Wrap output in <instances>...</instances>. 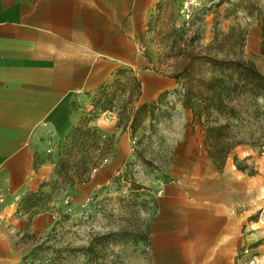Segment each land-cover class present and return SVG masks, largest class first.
<instances>
[{
  "label": "crops",
  "instance_id": "obj_1",
  "mask_svg": "<svg viewBox=\"0 0 264 264\" xmlns=\"http://www.w3.org/2000/svg\"><path fill=\"white\" fill-rule=\"evenodd\" d=\"M161 1L0 0V264H19L25 248L56 223L51 211L31 215L21 207L49 177L45 150L68 137L123 62L145 65L139 44ZM252 62L264 75V66ZM175 87L168 76L147 74L139 102L154 104ZM195 124L186 127L181 152H174V181L162 193L151 252L158 264H234L240 220L234 211L241 200L235 204L224 184L228 158L215 167ZM258 162L264 181V149ZM116 173L111 164L101 167L71 190L72 202L85 204Z\"/></svg>",
  "mask_w": 264,
  "mask_h": 264
},
{
  "label": "rangeland",
  "instance_id": "obj_2",
  "mask_svg": "<svg viewBox=\"0 0 264 264\" xmlns=\"http://www.w3.org/2000/svg\"><path fill=\"white\" fill-rule=\"evenodd\" d=\"M185 1H161L139 44V57L145 65L123 62L120 75L91 98L78 123L93 127L90 123L94 121L103 140H114L115 150L103 166L117 167L115 177L85 204L73 203L71 189L57 173L71 141L65 137L49 142L42 160L49 177L21 207L31 215L51 211L56 223L32 242L34 247L25 248L19 264H158L151 252V238L162 195L174 181L170 172L174 152H181L186 127L196 123L204 133L209 155L206 128L225 124L231 108L238 115L230 121L229 134L240 145L226 157L230 166L224 184L233 190L235 204L241 200L234 211V217L240 219L235 222L239 250L234 264H264V181L258 178V160L264 149V98L253 96L248 88L232 87L225 97V113H217L215 99L208 115L206 106L184 103L188 80L181 79L182 74L209 80L215 73L210 63L194 62L188 73L184 65L190 58L215 57V38H222L237 25L247 30V37L244 48L236 46L229 58L264 66V0H206L189 21L183 15ZM147 74L168 76L176 87L154 104L141 105ZM194 89L208 94L202 88ZM244 148L249 152H243ZM209 158L217 169L226 164V159L219 165ZM214 188H218L216 182ZM87 248H98L100 255L91 257Z\"/></svg>",
  "mask_w": 264,
  "mask_h": 264
},
{
  "label": "trees",
  "instance_id": "obj_3",
  "mask_svg": "<svg viewBox=\"0 0 264 264\" xmlns=\"http://www.w3.org/2000/svg\"><path fill=\"white\" fill-rule=\"evenodd\" d=\"M246 37L247 30L245 28L239 25L233 26L228 34L222 38L218 36L215 38L212 48L216 56L211 60H207V57L190 58L189 62L184 65L185 72L188 73L194 62H208L215 68V73L209 80L181 74V79L188 80L184 103H195L199 107L204 105L207 107L208 115H210V108L216 99L218 101L217 113L222 116L225 113L223 108L227 109L225 97L228 96L232 87L236 89L248 88L253 96L264 98V75L257 69L256 65L244 58H229L236 46L241 49L244 48ZM218 71H220L219 75L216 74ZM233 75L238 78L234 79ZM194 87L202 88L208 94H204ZM228 115L229 118L225 124L207 126L206 128V145L209 156L219 165H223L228 154L240 145V142L231 139L229 134V129L232 126L230 121L237 119L236 109L231 108ZM88 124L80 123L68 135L67 140H70L71 143L66 149L67 159H61L59 162L57 173L63 177L64 184L68 185L71 190L86 184L92 172L100 169L107 157L115 150L114 140H103L98 129L90 127ZM143 241L146 242V239ZM86 252L91 257L100 255L98 248H87Z\"/></svg>",
  "mask_w": 264,
  "mask_h": 264
},
{
  "label": "built area",
  "instance_id": "obj_4",
  "mask_svg": "<svg viewBox=\"0 0 264 264\" xmlns=\"http://www.w3.org/2000/svg\"><path fill=\"white\" fill-rule=\"evenodd\" d=\"M206 0H186L183 4V15L187 21H189L196 11H199ZM159 107L154 109V114L159 111ZM154 122V120H153Z\"/></svg>",
  "mask_w": 264,
  "mask_h": 264
}]
</instances>
